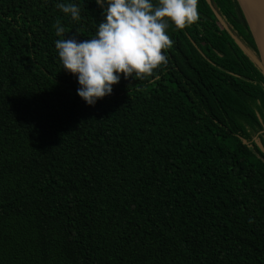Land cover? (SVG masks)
<instances>
[{
    "label": "trees",
    "instance_id": "16d2710c",
    "mask_svg": "<svg viewBox=\"0 0 264 264\" xmlns=\"http://www.w3.org/2000/svg\"><path fill=\"white\" fill-rule=\"evenodd\" d=\"M101 11L0 0V264H264V73L237 0H198L158 79L88 106L55 26L90 38Z\"/></svg>",
    "mask_w": 264,
    "mask_h": 264
},
{
    "label": "clouds",
    "instance_id": "9594fccd",
    "mask_svg": "<svg viewBox=\"0 0 264 264\" xmlns=\"http://www.w3.org/2000/svg\"><path fill=\"white\" fill-rule=\"evenodd\" d=\"M102 9L90 38L62 36L57 24L54 48L60 69L76 82V95L88 106L109 95L112 86L123 79L151 77L166 64L162 50L171 46L167 34L171 24L183 29L198 21V0H95ZM55 7L76 21L80 7L72 2H57Z\"/></svg>",
    "mask_w": 264,
    "mask_h": 264
},
{
    "label": "water",
    "instance_id": "95a60500",
    "mask_svg": "<svg viewBox=\"0 0 264 264\" xmlns=\"http://www.w3.org/2000/svg\"><path fill=\"white\" fill-rule=\"evenodd\" d=\"M237 2L255 41L259 52V65L264 73V0H237Z\"/></svg>",
    "mask_w": 264,
    "mask_h": 264
},
{
    "label": "rangeland",
    "instance_id": "374dc122",
    "mask_svg": "<svg viewBox=\"0 0 264 264\" xmlns=\"http://www.w3.org/2000/svg\"><path fill=\"white\" fill-rule=\"evenodd\" d=\"M242 47L245 49V51L250 55V57L257 63V65L260 67V58L259 56H256L250 49L247 47L243 46Z\"/></svg>",
    "mask_w": 264,
    "mask_h": 264
},
{
    "label": "flooded vegetation",
    "instance_id": "af4514ba",
    "mask_svg": "<svg viewBox=\"0 0 264 264\" xmlns=\"http://www.w3.org/2000/svg\"><path fill=\"white\" fill-rule=\"evenodd\" d=\"M256 45V44H255ZM257 48V47H256ZM249 49V48H248ZM252 52H254L253 50H251ZM257 55L255 54V52H254V54L256 55V56H259V52H258V49H257ZM262 132H264V126H263V129L262 130H260L258 133H257V135L259 134V133H262Z\"/></svg>",
    "mask_w": 264,
    "mask_h": 264
}]
</instances>
